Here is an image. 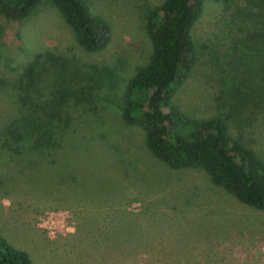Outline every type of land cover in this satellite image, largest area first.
I'll return each mask as SVG.
<instances>
[{
	"label": "rangeland",
	"instance_id": "obj_1",
	"mask_svg": "<svg viewBox=\"0 0 264 264\" xmlns=\"http://www.w3.org/2000/svg\"><path fill=\"white\" fill-rule=\"evenodd\" d=\"M84 1L111 27L97 53L79 48L48 3L23 21L0 15V234L33 264H264V211L201 170H170L145 148L143 131L122 121L126 83L151 54L145 17L164 0ZM202 2L192 30L198 60L173 103L191 117L227 119L264 160V0ZM47 52L100 80L71 103L55 165L13 155L4 140L32 64L37 82L25 93L44 92Z\"/></svg>",
	"mask_w": 264,
	"mask_h": 264
},
{
	"label": "trees",
	"instance_id": "obj_2",
	"mask_svg": "<svg viewBox=\"0 0 264 264\" xmlns=\"http://www.w3.org/2000/svg\"><path fill=\"white\" fill-rule=\"evenodd\" d=\"M44 3L56 9L81 50L97 53L108 46L109 23L93 14L84 0H0V15L23 21ZM202 12V0H164L148 12L144 30L151 54L126 83L119 109L121 118L126 125L143 131L145 148L170 170H201L214 186L240 203L264 211V160L242 139L232 135L227 119L191 117L173 103L198 60L192 30ZM259 41H264V33L261 38L258 36ZM259 50L255 48L252 53ZM43 56L48 65L44 63L41 70L51 75L44 92L36 99L25 93L26 88L30 90L37 82L32 64L29 72L33 75L25 71V86L20 81L22 107L5 127L4 140L13 155L28 152L55 165L56 152L59 150L61 155L62 138L69 135L71 103L77 106L85 100L84 96L93 91L91 82L99 85L100 80L75 61L49 52ZM260 67L264 69L261 64L257 71ZM72 177L76 186V177ZM0 264L33 263L26 251L0 234Z\"/></svg>",
	"mask_w": 264,
	"mask_h": 264
}]
</instances>
